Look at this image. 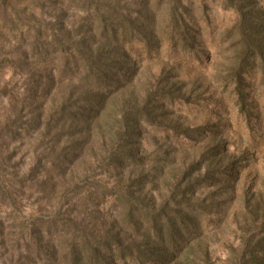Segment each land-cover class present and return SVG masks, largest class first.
<instances>
[{"label": "rangeland", "instance_id": "1", "mask_svg": "<svg viewBox=\"0 0 264 264\" xmlns=\"http://www.w3.org/2000/svg\"><path fill=\"white\" fill-rule=\"evenodd\" d=\"M235 8L0 0V264H76L74 250L106 237L113 219L151 230L161 204L170 207L164 226L183 213H196L198 226L181 223L160 264H250L247 243L264 235V78L255 58L239 62ZM252 8L246 21L264 27V0ZM98 55L126 62L109 64L115 85L96 88ZM94 91L108 104L89 119ZM113 113L128 127L112 126ZM207 158L213 178L182 192Z\"/></svg>", "mask_w": 264, "mask_h": 264}, {"label": "trees", "instance_id": "2", "mask_svg": "<svg viewBox=\"0 0 264 264\" xmlns=\"http://www.w3.org/2000/svg\"><path fill=\"white\" fill-rule=\"evenodd\" d=\"M229 5L232 6V4H235L236 10L239 11L243 15V19L240 22L241 26V49L237 52V55L240 57V63L245 61V59L250 58H255V60H258L262 73H263V78H264V27H262L261 24H255L252 25L251 21H246V19H250V17L245 18L244 15H251V14H256L257 11H253V5L256 3V0H240V2L235 1V0H226ZM250 8V9H249ZM252 8V9H251ZM243 9H247L246 11H242ZM243 37V39H242ZM92 69L95 70V73H97L94 78H95V86L101 87L103 84H109V85H115L119 79L115 80H110V76H113L111 66L112 65H123L121 62L117 63L116 59H111V63H107L104 58L98 55L97 58H93L92 60ZM126 64V62H125ZM124 64V66H125ZM110 73V74H109ZM90 91V90H89ZM93 97L95 100L91 101L92 105L89 106V112L86 114V116L90 119L93 115H95L99 110L103 108V110H106V106L108 104L107 100L108 97L105 95V93L93 92ZM105 105V106H104ZM114 118L113 119V125L116 126L118 123V126L121 127H128V124L126 121H124L123 118L121 119H116L115 114L113 113ZM137 118L133 120V126L136 124ZM135 129V127H132ZM217 147H210L209 153L210 155H213L214 159L217 161L221 157L220 154H218V150L216 149ZM208 156V154H207ZM196 165L192 163V167H195ZM215 173V170L212 169V163H209V158H207V167H206V173L204 174L203 177H193V178H187L189 179L188 183H186L182 187V192L187 193L189 190H191L193 187V184L196 182H199L201 178H213V174ZM131 194L132 191L129 187ZM136 201L138 202V205L142 207V204L144 203V198H135ZM165 201V200H164ZM162 205V204H161ZM158 212H155L154 215H152L151 218V230H141L142 228L140 227V224L135 222V226L132 227L131 231H129L128 227L125 225L121 224L117 220H112L109 224V228H107V231H104L106 237L104 236H94V244L90 246V244L87 247L86 252L81 253V250H74V253L72 256L73 257V262L75 261L76 264H114L111 262L112 257L114 259L118 260V264L122 263L123 264H128L127 262L129 261H136L145 263L146 261L152 260V262L155 263H162L164 260H168L169 258V250L174 247V243L178 242V237L181 235V227L180 224H185L186 221L189 224L194 223V227H197V214H192V213H183L182 217H177V218H169L168 219V224L164 226L163 224L160 223L161 218L164 216L168 215L167 209L170 207L168 205L166 206H161ZM202 209V207L200 206ZM252 217L254 219H257L259 217V214L255 211H252ZM130 219L132 221H135V217L133 216L132 212H129ZM261 217L264 219V211L261 212ZM264 225V220L262 221ZM110 228H113V233L108 234V231H111ZM262 229V228H261ZM264 229V228H263ZM154 230L155 234H153L151 231ZM130 233V241L129 245L126 247L121 248V240L123 239V234ZM109 237V238H107ZM123 241V240H122ZM116 245L117 252L113 253L112 252V246ZM249 245V260L250 264H263L264 262V235L259 240L254 241L253 244L247 243ZM196 258V255H199V251L196 248H193L192 251ZM262 253V255H261ZM205 257L206 254L204 255ZM71 258V257H70ZM68 258V259H70ZM128 258V259H127ZM72 262V260H69ZM115 261V260H114ZM246 261L248 260H243L242 264H246ZM72 262V263H73Z\"/></svg>", "mask_w": 264, "mask_h": 264}]
</instances>
